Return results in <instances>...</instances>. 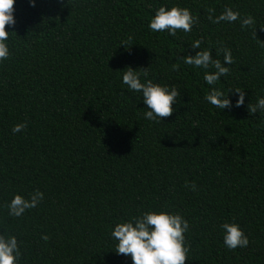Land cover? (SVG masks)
Masks as SVG:
<instances>
[{
	"label": "trees",
	"instance_id": "16d2710c",
	"mask_svg": "<svg viewBox=\"0 0 264 264\" xmlns=\"http://www.w3.org/2000/svg\"><path fill=\"white\" fill-rule=\"evenodd\" d=\"M177 5L199 18L191 32L149 29L160 6ZM229 7L255 25L208 19V9L216 17ZM14 8L11 55L0 62V233L17 237L19 264H132L111 232L147 211L189 222L186 264H264V112L247 108L264 97V0H15ZM195 40L222 63V49L231 51L230 73L215 85L204 80L214 69L181 59L200 50ZM129 66L148 68L142 82L179 90L172 116L145 118L142 93L122 81ZM213 87L231 108L205 100ZM233 88L245 91L241 107ZM37 189V207L9 216L16 194ZM223 222L239 224L249 245L227 249Z\"/></svg>",
	"mask_w": 264,
	"mask_h": 264
},
{
	"label": "clouds",
	"instance_id": "9594fccd",
	"mask_svg": "<svg viewBox=\"0 0 264 264\" xmlns=\"http://www.w3.org/2000/svg\"><path fill=\"white\" fill-rule=\"evenodd\" d=\"M29 3L35 6V0H29ZM14 6L15 0H0V62L7 60L11 55L7 44L10 32L6 30V25L14 26L16 23ZM208 12V19L215 24L222 21L232 23L239 20L241 28H251L255 25V20L251 15L241 17L238 11H233L230 7L225 8L216 17L212 15L214 9H208ZM198 22L199 18L193 16L187 7L160 6L155 11L148 27L153 32L167 31L171 36H175L177 31L191 32L192 26ZM201 43V40H195L191 47L200 50L195 55H186L181 59L185 64L196 68L214 69L215 71H205L204 80L208 85H215L222 76L229 75L230 69L225 64L231 65L234 60L231 51L227 48L222 49L223 63L219 59H214L210 50H201ZM122 44L126 48L130 47L126 43ZM220 51L221 49H217V54ZM172 70L179 71V64H172ZM148 75V68L138 72L129 66L123 72L122 81L129 90L142 93L143 102L148 109L144 113L146 119L164 120L176 111L173 105L177 103L181 94L175 86L169 88L166 85L153 83L150 79L142 82L141 76L146 78ZM229 92L238 94V99L235 101L236 107L245 104L244 89L233 88ZM205 100L217 109L232 107V101L228 95L215 87L205 95ZM247 108L250 115H255L258 111L264 112V97L258 98L256 104L249 103ZM26 128L27 122L18 123L12 128V132L16 134ZM185 186L193 191L196 190L195 183L186 182ZM43 198L44 193L37 189L28 198L16 194L5 207L8 209L9 216L21 217L27 210L37 207ZM220 227L224 230L223 244L227 249L234 251L249 245V238L239 224L223 222ZM188 230L189 222L179 213L147 211L127 222L117 223L111 232V237L117 242L115 252L126 257L130 256L132 264H186L190 250L185 236ZM42 238L48 240L49 236L45 234ZM19 243L15 235H9L6 231L0 233V264H19L21 256Z\"/></svg>",
	"mask_w": 264,
	"mask_h": 264
}]
</instances>
